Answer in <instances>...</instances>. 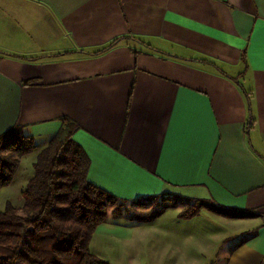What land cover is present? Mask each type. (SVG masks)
<instances>
[{"label":"crops","instance_id":"obj_1","mask_svg":"<svg viewBox=\"0 0 264 264\" xmlns=\"http://www.w3.org/2000/svg\"><path fill=\"white\" fill-rule=\"evenodd\" d=\"M63 118L78 127L89 180L119 198L256 213L188 220L230 225L213 253L232 239L225 264H264V0H0V134L19 124L36 144L4 188ZM159 216L107 218L94 234L131 241ZM191 236L174 231L171 243Z\"/></svg>","mask_w":264,"mask_h":264},{"label":"trees","instance_id":"obj_2","mask_svg":"<svg viewBox=\"0 0 264 264\" xmlns=\"http://www.w3.org/2000/svg\"><path fill=\"white\" fill-rule=\"evenodd\" d=\"M112 45L114 42L109 47ZM77 128L72 120L63 118L62 127L33 163L34 174L22 191L21 207L8 202L0 210V264H111L91 251L90 242L98 226L107 220L109 207H113L115 217L121 216L126 200L89 180L91 159L74 138ZM35 148L34 137L26 135L19 124L0 134V189L12 183L21 157ZM150 198L155 196L145 200ZM177 200L188 205L179 213L187 220L201 209L232 219L257 215L211 200L175 196L169 206L135 220L153 221L167 208L175 207ZM136 201L147 205L142 199Z\"/></svg>","mask_w":264,"mask_h":264},{"label":"rangeland","instance_id":"obj_3","mask_svg":"<svg viewBox=\"0 0 264 264\" xmlns=\"http://www.w3.org/2000/svg\"><path fill=\"white\" fill-rule=\"evenodd\" d=\"M32 159L33 155L25 157L20 171L15 177L14 184L11 187L0 189V210L5 208L7 201H11L18 208L21 207L23 203L22 190L26 187L25 182L33 173ZM175 196H155V198H150V201L145 200L148 196L142 198L144 202H147V205L144 206L139 205L136 200H126L121 216L115 217L112 212L113 207H109L108 222H112L119 227H132L139 222L135 220L136 217L145 218L152 215V211L169 206L174 201ZM187 207L188 205L184 203V200H177V205L167 208L164 211L165 213L163 212L164 214L159 216L155 222L145 224L141 229H138L141 231L131 241H126L123 238L118 241V238L113 236L94 234L90 244L91 251L111 264H149L152 261V264H156L157 254L153 252V248L164 250L162 264H176L175 259L178 258L182 259L184 264H225L229 255V245L233 244V241H230L232 239L226 240L227 242L222 248L215 252L216 256L213 253L220 237L228 233V230L230 231V225L215 220L216 217L212 219L200 217L196 221L179 218L178 214L186 210ZM213 215L217 216L216 214ZM171 229H173V232H180L183 235L190 232L191 237L195 240L183 245H174L171 243V234L173 235ZM168 243H171V249ZM166 250H171V253H167ZM213 255L215 259H212Z\"/></svg>","mask_w":264,"mask_h":264}]
</instances>
